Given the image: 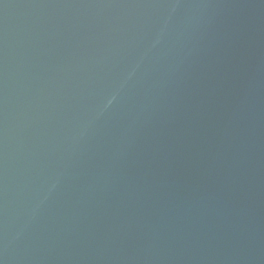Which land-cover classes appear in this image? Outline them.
<instances>
[{
	"label": "water",
	"instance_id": "95a60500",
	"mask_svg": "<svg viewBox=\"0 0 264 264\" xmlns=\"http://www.w3.org/2000/svg\"><path fill=\"white\" fill-rule=\"evenodd\" d=\"M0 264H264V0H0Z\"/></svg>",
	"mask_w": 264,
	"mask_h": 264
}]
</instances>
